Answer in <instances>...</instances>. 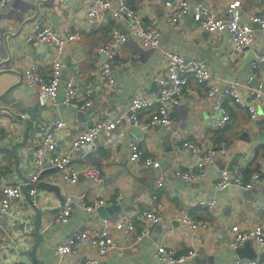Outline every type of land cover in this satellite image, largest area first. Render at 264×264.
Wrapping results in <instances>:
<instances>
[{
  "label": "crops",
  "instance_id": "0c3cea01",
  "mask_svg": "<svg viewBox=\"0 0 264 264\" xmlns=\"http://www.w3.org/2000/svg\"><path fill=\"white\" fill-rule=\"evenodd\" d=\"M37 1L10 0L6 5L0 6V55L5 54L4 33L19 31L15 38L8 39V43L13 56L12 66L21 74L32 61L40 62L45 73L50 67L51 49L44 44L27 43L24 39L33 20L42 19L60 32L69 27L78 33V37L66 43L61 54L62 71L56 96L57 106H52L47 99L42 100L37 91L23 81L27 91L23 100L32 106L26 111L25 117L32 120V124L27 131L25 144L15 147L14 152L13 145L24 139L26 124L0 111V134L3 136V141L0 142V199L2 186L7 183L20 185L23 192L28 190V182L34 171V148L40 142L49 121L61 119L67 122V127L58 131V152H66L71 140L83 128L96 119L114 117L126 111L128 102L134 95L158 97V78L165 71L160 49L143 47L137 40L129 37L119 47L122 66L113 69L114 83L109 85L97 74L91 58L96 47L107 38L108 29L113 23L109 15L102 14L101 25L96 30L88 31L85 16L92 0H44L47 2L40 3L38 16L24 24V20L36 12ZM231 1L233 0H190L189 4L192 10L195 3L202 2L216 17L228 21L227 5ZM127 3L145 23L156 20L160 30L161 49L167 48L185 58L205 61L214 82L233 80L246 83L248 87L242 92L248 99L250 90L260 85L262 97L257 100V118L251 121L244 109L227 101L230 122L223 128L213 127L211 121L217 113L204 103L205 86L190 79L184 101L172 109V124L169 129L162 126L143 129L140 126L121 124L110 134H100L96 142L89 145V152L88 145L72 152L73 167H101V182L80 176L75 183H68L55 170L48 169L42 173L39 181L57 185L63 199L66 196L74 198L72 214L67 220L50 222L61 205L55 193L48 189H38L34 202L27 194L21 200L12 202L8 212L0 216V264H24L19 262L21 256L28 260L36 241V210L43 207L57 209L45 211L40 216L39 233L42 238L36 248L37 259L42 264H82L84 258L96 257L94 248L79 247L75 254L60 259L54 253L55 245L72 230L89 226L101 227L106 224L105 220L109 223L121 212L132 215L139 209H146L153 192L157 193L163 205L161 220L152 225L148 236L137 243L132 234L114 231L117 247L95 264H159L153 259L152 252L160 243L170 246L176 254L194 249L192 259L175 264H233L237 257L264 264V254L253 242L251 257L247 254L238 256L236 247L231 245L237 233L256 225L264 228V73L261 69L252 67L256 57L264 53V35L256 30L251 43L240 53H236L225 31H203L190 15L178 23H171L166 0H127ZM240 4L244 19L250 14L264 11V0H240ZM122 24L127 27L126 23ZM254 27L257 29L256 25ZM121 28L125 29L123 25ZM69 79L74 81L77 100H82L84 90L90 89V107L72 109L62 104ZM5 83L0 84V89ZM77 110L83 111L82 115L77 114ZM138 118L141 124L145 123L149 118V111L140 112ZM137 133H143L144 154L160 160L159 169L141 168L129 160L127 144ZM174 135L178 136L180 142L192 143L200 154L209 148L215 150L214 160L204 167L200 177L194 182H186L179 176L180 171L193 166L195 158L188 147L175 149ZM222 141L228 145L225 154L219 151ZM14 153L19 157L17 171L22 178L15 169ZM239 166L246 176L252 171L260 174L253 188L243 190L232 181L223 188L216 187L220 170L225 169L232 178ZM159 175L164 178V185L155 188L154 183ZM81 193L86 194L87 201L101 196L106 199L103 206L111 209V205L117 204L119 209H108L107 219H103L97 211L89 215L77 205V196ZM202 198L216 200L211 211L197 205V201ZM183 215L207 221L208 228L183 235L182 223L179 221ZM233 226H237V231L232 230Z\"/></svg>",
  "mask_w": 264,
  "mask_h": 264
},
{
  "label": "built area",
  "instance_id": "2783aa9c",
  "mask_svg": "<svg viewBox=\"0 0 264 264\" xmlns=\"http://www.w3.org/2000/svg\"><path fill=\"white\" fill-rule=\"evenodd\" d=\"M10 0H0V6L6 5ZM190 0H179L174 2L166 0L170 10L169 21L178 23L191 16L195 24L206 32H227L232 49L240 53L248 46L257 30L264 35V11L257 14H250L247 18L242 17L240 0H233L227 5L229 13L228 21L216 17L211 9L202 2L194 4L190 9ZM102 14H108L112 24L108 29L106 40L99 44L92 53L91 58L97 74L108 82L114 83L113 69L122 66L119 57V47L131 37L146 48L160 49L165 63V71L158 78V97H148L145 95H134L128 102L127 110L110 118L96 119L83 128L70 143L68 151L59 153L58 131L67 127V122L61 119L49 121L40 142L34 148V171L29 179L28 190L23 192L18 184L7 183L2 186V197L0 199V216L5 215L12 202L21 200L24 194L28 195L32 202L38 194L36 187L42 173L48 169L55 170L59 177L68 183H75L80 176L94 182L102 181V169L99 165H87L84 167H73L71 165L72 152L75 149L88 145V152L91 150L90 144L96 142L100 134H110L121 125L140 126L147 129L152 126H162L170 128L172 124V109L184 101L186 87L190 79L195 83L205 86L203 100L205 105L217 113L211 124L216 128H223L230 122V113L226 107V102L231 101L237 107L244 109L248 118L255 121L257 118V100L262 97V87L259 85L250 90V98L243 96V89L248 87L246 83L239 81H213L210 68L201 59L185 58L179 53L167 48L161 49L160 30L156 20L152 19L148 23L142 21L136 11L130 7L127 0H92L87 7L85 25L88 31L96 30L102 23ZM126 23L127 27L122 24ZM121 25L125 27L123 30ZM254 25L257 26L255 29ZM78 33L66 27L60 32L44 23L42 19H35L31 22L24 39L27 43L36 45L44 44L51 49L50 67L47 73L44 72L41 63L30 62L23 70L22 77L25 84L37 91L42 100H49L52 106H57L56 101L58 85L62 71L61 54L66 43L75 40ZM253 68L261 69L264 73V53L258 55L252 65ZM74 81L69 79L66 82L65 94L61 102L64 106L72 109H85L92 105V95L89 88L83 92V99L77 100ZM149 111L148 120L141 124L138 115L142 111ZM143 133L132 136L127 144L129 160L137 163L141 168L159 169L161 162L158 158L146 155L143 152ZM3 136L0 134V142ZM173 144L176 150L188 147L192 151L195 162L186 171H180L179 176L186 182L196 181L204 170V167L214 160L215 150L209 148L202 154L190 142H180L177 135H174ZM227 143H220L219 151L226 153ZM260 174L252 171L248 176L243 173L241 166L237 167L232 178L225 169L219 171L216 182L217 188H223L230 184L238 186L243 190L253 188L258 182ZM155 188L164 185V178L158 176ZM74 198L66 196L60 209L54 214L52 223H60L67 220L72 214V204ZM106 199L98 196L92 201L86 200V194L77 196V205L87 214L95 213L96 208L103 206ZM197 205L206 207L211 211L216 205L214 198H202L197 201ZM162 203L158 199L157 193L150 194L148 207L139 209L135 214L121 212L118 217L111 222L105 223L101 227H86L72 230L63 240L54 247L56 257L62 259L75 254L79 247H92L96 250V257L84 258L82 264H95L99 259H104L108 253L117 247V239L113 232L133 235L135 243L148 236L152 225L161 220L160 211ZM182 223L183 235H190L197 231L208 228V222L197 219L191 215H183L179 218ZM237 231V226L232 227ZM245 240H251L260 248L264 254V228L256 225L241 233H237L231 243L232 247L241 245ZM0 245H1V224H0ZM195 255L194 249L186 253L176 254L174 250L163 243L157 244L152 252L153 259L159 264H175L192 259ZM233 264H257L254 260H245L240 257L234 259Z\"/></svg>",
  "mask_w": 264,
  "mask_h": 264
},
{
  "label": "water",
  "instance_id": "95a60500",
  "mask_svg": "<svg viewBox=\"0 0 264 264\" xmlns=\"http://www.w3.org/2000/svg\"><path fill=\"white\" fill-rule=\"evenodd\" d=\"M47 2L44 0H38L36 2V12L31 16L24 20V24L27 23L30 20H33L36 18L39 14L40 9V3ZM19 31H16L15 33H9L6 32L3 35V48L5 50V54L0 55V84L5 83V85L0 89V111L8 113L12 117L19 119L21 121H24L26 124L25 131H24V139L17 143L16 145H13L12 151L14 152V148L19 145H24L27 137V131L31 127L32 120L25 117V113L28 109H30L32 106L28 105L24 100L23 96L26 94V89L23 86V77L22 74L14 67L12 66L13 63V56L12 52L8 43L9 38H15L18 35ZM16 46V45H15ZM9 80V81H7ZM79 115H82L83 111L77 110L76 112ZM15 155V169L17 171L18 168V160L19 157L16 153ZM18 172V171H17ZM19 176L22 178V175L18 172ZM36 187L38 189L44 188L48 189L50 191H53L55 195L60 200V205L63 203V197L59 193V187L52 183H46L44 181H39L36 184ZM25 190V188H24ZM56 207H43L36 210V216L34 221V237L36 239L34 245L32 246L31 252L29 254L28 260H26L27 257L21 256L19 259L20 263L24 264H42L40 260L36 257V248L38 244L41 242L42 236L39 233V226H40V216L45 211H54L56 210ZM113 209L117 210L119 209L117 204L111 205L110 207L105 206H99L96 208V211L98 214L103 218L107 219V211ZM110 212V211H109ZM251 240H245L241 245L236 247V252L238 256H242V254H247V256L251 257ZM26 260V261H25ZM252 260V259H251Z\"/></svg>",
  "mask_w": 264,
  "mask_h": 264
}]
</instances>
